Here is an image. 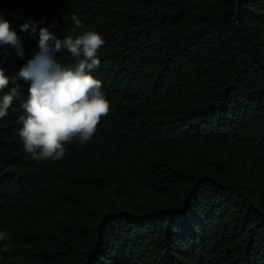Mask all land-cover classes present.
Segmentation results:
<instances>
[{
	"label": "trees",
	"instance_id": "16d2710c",
	"mask_svg": "<svg viewBox=\"0 0 264 264\" xmlns=\"http://www.w3.org/2000/svg\"><path fill=\"white\" fill-rule=\"evenodd\" d=\"M0 264H264V0H0Z\"/></svg>",
	"mask_w": 264,
	"mask_h": 264
}]
</instances>
